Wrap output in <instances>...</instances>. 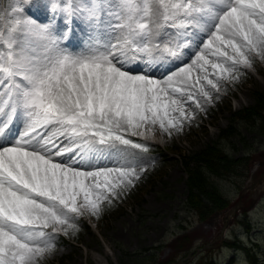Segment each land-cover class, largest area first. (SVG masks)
I'll return each mask as SVG.
<instances>
[{
	"label": "snow or ice",
	"instance_id": "6c2138e0",
	"mask_svg": "<svg viewBox=\"0 0 264 264\" xmlns=\"http://www.w3.org/2000/svg\"><path fill=\"white\" fill-rule=\"evenodd\" d=\"M73 35L79 50L66 46ZM254 58L264 60V0H9L0 264H39L57 234L99 217L145 170L148 146L133 138L181 131L188 103L204 111L209 89Z\"/></svg>",
	"mask_w": 264,
	"mask_h": 264
},
{
	"label": "rangeland",
	"instance_id": "374dc122",
	"mask_svg": "<svg viewBox=\"0 0 264 264\" xmlns=\"http://www.w3.org/2000/svg\"><path fill=\"white\" fill-rule=\"evenodd\" d=\"M8 3L9 0H0V8ZM70 41L74 45L66 42L69 49L79 50L82 47V40L76 35ZM256 68H259L258 72ZM261 80H264V60L254 58L251 68L239 69V79L221 81L218 93L210 89L212 102L201 99L204 111L189 102L187 107L195 116L184 123L181 131H173L169 136L157 128L154 135L134 137L137 142L148 146V152L142 153L144 162L141 166L145 170L139 179L133 186L124 189L111 205L105 203L99 217L86 213L78 218V228L64 235L77 241L66 242L57 234L54 250L46 254L39 264H89L90 261L93 264H122L128 259L126 256H131H125L122 249L140 255L152 252L154 257H165L171 250L166 243L178 234L182 224L198 234L192 250L209 244L208 247H214L219 264H252L244 251L223 243L225 237L237 236L251 245L250 248L264 261V180L257 185L254 193L246 189L240 195L237 185L241 183L245 188L264 170V134L258 131L257 125L255 127L242 120L236 122L237 131L234 134L227 138L219 136L220 130L233 118L230 110L253 104L254 92H264ZM209 141L218 143L235 156L252 152L251 156L256 159L250 176L243 183L237 175H233L232 179L222 177L215 180L221 192L232 199L233 205L242 198L244 206H251L248 210L249 232L237 222L243 216L241 210L235 215V220L233 218V221H226L223 225L224 212L212 220L198 221L186 207L188 175L183 161ZM179 152L185 155L182 159ZM249 194L255 199L253 202ZM82 218L88 221L90 228L82 226ZM155 244H160L161 248H149ZM198 252L191 258L180 260L179 264H194Z\"/></svg>",
	"mask_w": 264,
	"mask_h": 264
},
{
	"label": "trees",
	"instance_id": "16d2710c",
	"mask_svg": "<svg viewBox=\"0 0 264 264\" xmlns=\"http://www.w3.org/2000/svg\"><path fill=\"white\" fill-rule=\"evenodd\" d=\"M234 114L241 120H249L251 123L258 122V131L264 134V93L255 91L253 105L243 107L242 110H238ZM231 128L233 127L229 126L228 129L224 130L226 131L225 135L231 133ZM251 160L250 152L242 156H234L223 150L215 142H209L198 149L191 159L184 162L188 170L186 204L193 209L198 219H204L212 213L213 209L223 208L230 204L229 197L225 196L216 185L215 177H233V175H237L245 180L249 174L248 169ZM192 163L195 165H192ZM237 185L241 187V184L237 183ZM185 228L186 226H183V229ZM195 238L196 235L192 232L179 234L170 243L174 251L165 261H157L156 264H165L178 258L179 255H185L192 247ZM231 244L236 245L234 242ZM210 252L211 249H208L200 254L201 256L195 264H217ZM252 256L253 264H263L258 262L254 254ZM148 259L150 258L146 256L144 260L139 261L134 257L131 262H124L123 264H145V260L149 261Z\"/></svg>",
	"mask_w": 264,
	"mask_h": 264
},
{
	"label": "bare ground",
	"instance_id": "6f19581e",
	"mask_svg": "<svg viewBox=\"0 0 264 264\" xmlns=\"http://www.w3.org/2000/svg\"><path fill=\"white\" fill-rule=\"evenodd\" d=\"M189 60H190V58H189ZM185 62H189V61H185ZM256 69H258V68H256ZM261 82L264 83V80L263 81L261 80ZM209 91H210V89H209Z\"/></svg>",
	"mask_w": 264,
	"mask_h": 264
}]
</instances>
